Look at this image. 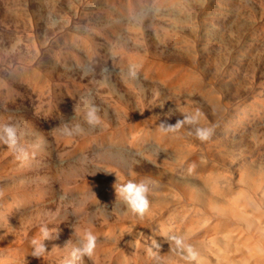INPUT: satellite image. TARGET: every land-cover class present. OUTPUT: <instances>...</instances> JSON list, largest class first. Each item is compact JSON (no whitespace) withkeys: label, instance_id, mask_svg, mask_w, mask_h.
Returning <instances> with one entry per match:
<instances>
[{"label":"rangeland","instance_id":"374dc122","mask_svg":"<svg viewBox=\"0 0 264 264\" xmlns=\"http://www.w3.org/2000/svg\"><path fill=\"white\" fill-rule=\"evenodd\" d=\"M197 109V125L159 130ZM4 122L29 158L0 143V264H65L87 229L96 252L76 264H188L170 239L202 248L184 215L219 202L215 182L264 179V0H0ZM77 122L82 133H62ZM196 127L214 135L201 141ZM144 177L157 185L141 217L114 184ZM41 225L54 238L38 259Z\"/></svg>","mask_w":264,"mask_h":264},{"label":"bare ground","instance_id":"6f19581e","mask_svg":"<svg viewBox=\"0 0 264 264\" xmlns=\"http://www.w3.org/2000/svg\"><path fill=\"white\" fill-rule=\"evenodd\" d=\"M241 172L234 183L213 184L212 190L219 199L218 203L212 205L211 199L210 205L196 207L192 213L184 215L188 233L202 245L198 250L200 256L205 258L202 264H264V179ZM166 228L167 231L169 226Z\"/></svg>","mask_w":264,"mask_h":264},{"label":"clouds","instance_id":"9594fccd","mask_svg":"<svg viewBox=\"0 0 264 264\" xmlns=\"http://www.w3.org/2000/svg\"><path fill=\"white\" fill-rule=\"evenodd\" d=\"M128 77L131 80H137L139 78V66L135 64L129 65ZM202 113L197 109L192 113L184 114L182 120H178L175 124L167 123L162 121L159 123V130L165 134H176L179 133L183 128L184 124H194L197 125L201 118ZM85 122L90 127H96L101 124L102 120L99 115V108L93 104L88 103L85 107L83 114ZM84 131L81 124L77 122L76 124L69 126L65 124L62 127V133L66 136H73L80 134ZM19 127L10 122L0 123V143L6 145L16 156L17 159L26 160L29 158V153L27 149L20 142ZM214 127H196L195 136L201 141H208L214 135ZM157 185V182L150 177H144L140 180H128L125 183L119 185L114 184L116 198L121 199L130 210L143 217L150 209L149 196L153 192ZM2 195V193H0ZM41 237L34 238L31 241L32 252L31 256L35 258H43L48 252L44 241L46 239H53L54 235L50 232L47 225H41L40 227ZM175 242L178 250L187 253L184 259L192 264L193 261H197L199 258V253L197 250L189 243L186 242L187 238L184 236H172L170 238ZM159 247V245H155ZM97 248V236L91 229L85 230L79 239V245L74 246L70 252V258L66 260L65 264H76L77 261H82L84 257L91 259ZM157 264H163L160 257H156Z\"/></svg>","mask_w":264,"mask_h":264}]
</instances>
